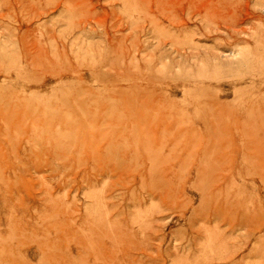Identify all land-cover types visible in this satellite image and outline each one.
<instances>
[{
	"label": "rangeland",
	"instance_id": "1",
	"mask_svg": "<svg viewBox=\"0 0 264 264\" xmlns=\"http://www.w3.org/2000/svg\"><path fill=\"white\" fill-rule=\"evenodd\" d=\"M0 264H264V0H0Z\"/></svg>",
	"mask_w": 264,
	"mask_h": 264
}]
</instances>
